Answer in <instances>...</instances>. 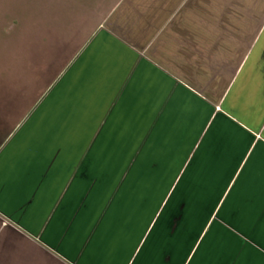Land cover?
Here are the masks:
<instances>
[{"label":"crops","instance_id":"1","mask_svg":"<svg viewBox=\"0 0 264 264\" xmlns=\"http://www.w3.org/2000/svg\"><path fill=\"white\" fill-rule=\"evenodd\" d=\"M55 52L0 118V264H264V0H115Z\"/></svg>","mask_w":264,"mask_h":264},{"label":"rangeland","instance_id":"2","mask_svg":"<svg viewBox=\"0 0 264 264\" xmlns=\"http://www.w3.org/2000/svg\"><path fill=\"white\" fill-rule=\"evenodd\" d=\"M114 2L0 0V118L13 121L38 98L61 63L55 51L88 35Z\"/></svg>","mask_w":264,"mask_h":264}]
</instances>
